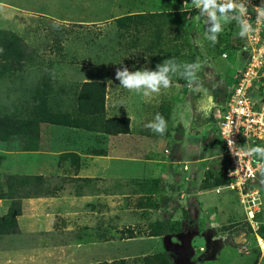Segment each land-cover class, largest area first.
<instances>
[{"label":"rangeland","instance_id":"374dc122","mask_svg":"<svg viewBox=\"0 0 264 264\" xmlns=\"http://www.w3.org/2000/svg\"><path fill=\"white\" fill-rule=\"evenodd\" d=\"M190 3L0 0V31L13 34L27 48L21 62L17 58L0 62V113L28 111L37 95L47 91L46 105L52 118L80 126H38V139L50 141L47 148L58 154L59 166V175L38 182L40 190L59 188L57 203H65V210H73V214L65 218L55 215L50 232H19L0 238V264H158L155 256L168 252L170 246L180 251L187 236L190 264H264V185L256 183L260 195L252 219L229 195L212 191L223 168L213 113L224 104L236 72L246 63L247 40L238 36L233 21L213 45L204 36L203 18H198V10ZM263 4L264 0H250L248 16L256 25L260 24L255 22L253 8ZM165 11L193 15L190 32L181 40L183 44H178L184 55L178 62L200 60L203 68L209 63L216 70L210 76L202 70L201 83L191 87L181 85V78L173 76L172 87L148 99L123 89L114 78L122 66L148 68V64L135 61L139 50L129 48L119 60L110 58L108 50L105 56L100 55L90 40L99 37L103 44L116 36L109 32L112 19ZM57 21L59 26L53 27ZM257 31V38L263 39L264 27L258 26ZM236 50L244 59L235 64ZM257 76L260 86L250 97L264 105V65ZM90 81L105 83L101 117L127 118V136L82 129V122L92 125L99 119L76 112L78 88ZM185 107L190 123L181 130L178 118ZM157 113L167 121L163 136L145 127ZM130 121L136 123L135 130L130 131ZM145 135L149 140L137 139ZM23 146V139L12 137L5 149L26 151ZM4 176L8 175L0 177L1 185ZM77 177L91 179L85 182ZM157 222H169L179 233L150 236Z\"/></svg>","mask_w":264,"mask_h":264},{"label":"trees","instance_id":"16d2710c","mask_svg":"<svg viewBox=\"0 0 264 264\" xmlns=\"http://www.w3.org/2000/svg\"><path fill=\"white\" fill-rule=\"evenodd\" d=\"M191 16H193L192 12L188 11L124 15L108 22V25L111 26L109 32L114 33L116 36L107 38L103 44L102 39L95 37L90 40V45L99 48L100 55L105 56L108 50V54H111L110 58L120 57L119 60L129 48L138 49V54L134 56L135 61L139 60L142 62L141 64H148V69L150 70H154L156 65L162 63L165 59H175L179 63L178 61L184 55H181L182 49H178V44H183L181 40L191 30L192 24L189 19ZM123 34L126 35L124 36ZM120 38L128 39V41L123 40L121 42ZM96 39H98V42L95 41ZM185 41L184 44H186ZM0 49H3L0 52V62L17 58L19 63L27 55L26 46L13 34L3 31H0ZM131 59L133 58L131 57ZM138 69H140L138 66L134 68V70ZM179 83L188 85L187 81L183 79H180ZM104 91L105 83L102 81L83 82L79 86L75 101L78 116H99V119L92 125L81 121L83 123L82 129H98V132L106 135L127 134V118L104 119L101 117ZM44 92L41 96L40 94L37 95L38 99L35 100L34 106L30 107L28 111L13 109L7 113H0V142L7 143L12 137H20L24 140L23 150L33 151L37 147L38 126L40 123L63 125L72 128L80 127L72 121H70L72 123L68 122V119L57 120L52 118L53 115L46 105L48 97ZM42 180L43 178L39 176H4V181L2 185L0 183V186L4 187L5 191L0 190V199L9 200L10 203L6 213L0 216V238L19 235L16 217L21 212L20 201L22 198L54 196L60 191L59 188L51 192L47 189L40 190L41 184L38 182ZM83 181L89 182L90 180L84 179ZM177 233L179 231L169 222H157L154 223L150 236L157 237ZM154 259H156L158 264H173L171 254L168 252L157 255ZM110 264L116 263L112 262ZM119 264L126 263L120 261Z\"/></svg>","mask_w":264,"mask_h":264},{"label":"built area","instance_id":"2783aa9c","mask_svg":"<svg viewBox=\"0 0 264 264\" xmlns=\"http://www.w3.org/2000/svg\"><path fill=\"white\" fill-rule=\"evenodd\" d=\"M250 22L256 32L253 38L246 39V63L236 72L232 90L213 117L223 152V168L219 182L212 189L215 195H229L234 203L242 207L248 219L258 212L260 193L256 183L259 175H253L255 165L248 158L230 150L228 141L233 140L238 147L244 144L264 146V105L250 97L260 86L257 75L264 65V38H257V29L264 24Z\"/></svg>","mask_w":264,"mask_h":264},{"label":"clouds","instance_id":"9594fccd","mask_svg":"<svg viewBox=\"0 0 264 264\" xmlns=\"http://www.w3.org/2000/svg\"><path fill=\"white\" fill-rule=\"evenodd\" d=\"M190 4L198 10V18H203L204 36L213 45L218 42V36L224 31L225 26L233 21L238 27L237 34L241 39L253 38L256 32L248 17L250 0H191ZM187 5L188 3L184 4ZM253 11L256 14V23L264 24V6H256ZM58 26L57 21L53 27ZM2 51L3 49H0V52ZM202 70L203 63L200 60L181 64L175 59H165L157 64L154 70L146 67L138 70H129L126 66L119 67L114 78L123 89L151 99L154 94H160L162 90L172 87L173 76L187 81L189 87L193 86L199 81V73ZM145 127L163 136L167 131V121L157 113L154 120ZM228 146L236 155L248 158L249 162L255 165L253 175L258 173L259 183L264 185V146L244 144L238 147L231 139Z\"/></svg>","mask_w":264,"mask_h":264},{"label":"crops","instance_id":"0c3cea01","mask_svg":"<svg viewBox=\"0 0 264 264\" xmlns=\"http://www.w3.org/2000/svg\"><path fill=\"white\" fill-rule=\"evenodd\" d=\"M236 52L237 56H234L235 58L233 62L235 64L236 62L238 63V60L241 61V59H244L243 56H240V50H236ZM204 66L205 68H203V70L204 73H206V76L212 75V73L216 70V68L214 67L212 69L209 63H206ZM217 70L219 69L217 68ZM217 72L218 71H216V73ZM201 80V74H199V81L197 83L200 84ZM188 112L189 110H187V108L185 107V109H183V112H181V116L178 118L179 128L181 130L189 126L190 119ZM214 115H216V109L214 110L213 117ZM134 124L136 123L130 121V131H132V128L134 130L136 129ZM118 135L122 137L123 135L127 136L128 134ZM149 138L150 136L148 135L137 137V139L141 140H149ZM44 140H46V138L43 139L39 137L36 150L17 152L6 150V142H0V177H2L3 175L39 176L46 180L47 178L59 175V166H57L58 154L48 149L47 147L48 145H50V141ZM136 150H130V153H134ZM136 152L140 154V157L142 156V153H140L139 151ZM172 166L175 167V165ZM169 167L170 166H167V169H169ZM76 179L83 181L84 179L91 178L77 177ZM58 192L54 196H37L21 199V212L19 216L16 217V225L20 233L22 232L24 234H29L34 232H50L54 227L55 215H59L65 218L68 214H73V210H70L69 212L65 210L63 206V204L65 203H57L59 194ZM9 203V200L0 199V216L6 213Z\"/></svg>","mask_w":264,"mask_h":264},{"label":"water","instance_id":"95a60500","mask_svg":"<svg viewBox=\"0 0 264 264\" xmlns=\"http://www.w3.org/2000/svg\"><path fill=\"white\" fill-rule=\"evenodd\" d=\"M170 247H166V249L168 253L171 254V260L173 264H190L188 261V255L190 253L188 236L184 239V243L180 251H177L178 248L176 246Z\"/></svg>","mask_w":264,"mask_h":264}]
</instances>
